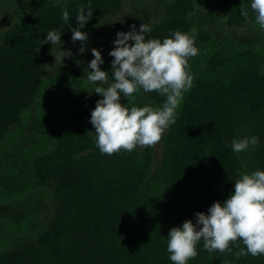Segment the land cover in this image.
Here are the masks:
<instances>
[{
  "label": "trees",
  "instance_id": "16d2710c",
  "mask_svg": "<svg viewBox=\"0 0 264 264\" xmlns=\"http://www.w3.org/2000/svg\"><path fill=\"white\" fill-rule=\"evenodd\" d=\"M209 1L214 10L206 12L203 0H174L163 21L146 22L152 29L146 39L163 42L180 31L194 34L198 49L188 62L193 86L164 135L166 160L159 176L171 198L168 212L153 190V148L145 162L96 174L93 184L77 178L81 171L72 178L75 166L101 154L90 118L102 96L94 92L97 85L72 68L67 77L43 78L52 46L44 43L49 31L59 32L61 42L71 38L82 5L93 15L80 30L90 31L123 0H24L19 20L0 43V211L5 205L22 207L19 218H0V264H173L167 251L170 230L187 220L195 224V213L227 200L242 174L264 171V30L243 42L220 38V21L256 23V14L251 0ZM65 8L68 23L62 18ZM141 20L130 23L129 32L132 25L139 31ZM101 54L105 62L109 52ZM165 100L142 89L133 98L121 94L129 109H157ZM55 102L64 106L62 122L54 120ZM34 104L36 139L31 143L16 126L27 122ZM251 136L259 140L255 150L233 152V140ZM7 155L15 156L11 167ZM56 169H63L66 178L54 194L65 201L62 212L44 226L36 189L43 192ZM203 244H197L198 255L188 264H264V255L236 258V252L246 250L242 241L225 253L208 252Z\"/></svg>",
  "mask_w": 264,
  "mask_h": 264
},
{
  "label": "clouds",
  "instance_id": "9594fccd",
  "mask_svg": "<svg viewBox=\"0 0 264 264\" xmlns=\"http://www.w3.org/2000/svg\"><path fill=\"white\" fill-rule=\"evenodd\" d=\"M251 10L256 14V23L264 29V0H251ZM247 18L248 11L241 8ZM93 11L85 13L82 5L76 15L79 28L72 29V42L80 41L79 52L86 51L88 35L80 29L91 20ZM63 20L69 22L65 8ZM130 32H118L113 41L115 47L109 52L112 61V82L109 73L101 70L104 63L101 51L93 48V59L88 64L87 79L97 85L94 92L102 96L91 112L90 122L96 133V144L100 152L109 156L121 150L131 152L137 146L154 147L164 132L176 122L178 109L184 93L191 90L193 76L189 72V59L198 54L195 36L176 31L174 38L146 39L151 25L143 23L139 31L131 26ZM61 44V34L55 30L47 33L44 43ZM134 42V43H130ZM71 51L61 50L55 61L71 57ZM156 91L166 97L161 108L151 106L130 109L121 103V94L133 98L140 90ZM259 140L256 136L232 141L235 153L255 150ZM196 223L187 220L182 227H173L167 238V251L173 264H188L198 255L197 244L203 240L208 252H231L230 245L242 241L235 253L237 259L251 255H264V171L242 174L234 183V193L223 203L212 204L207 213H195Z\"/></svg>",
  "mask_w": 264,
  "mask_h": 264
},
{
  "label": "rangeland",
  "instance_id": "374dc122",
  "mask_svg": "<svg viewBox=\"0 0 264 264\" xmlns=\"http://www.w3.org/2000/svg\"><path fill=\"white\" fill-rule=\"evenodd\" d=\"M173 1L174 0H123L120 7L114 11L106 13L94 29L85 31L88 35V40L86 42V51L83 54L79 52V49L85 45H82L80 41L73 43L72 37L63 41L61 44L52 45L50 59L44 69L43 78L49 79L57 75L67 77L70 68L74 69L78 73L77 76L84 75L85 78H87L82 71L88 69V64L94 58L91 51L93 48H96L101 52L112 51L115 47L113 41L116 39L117 33L129 32L130 23L135 24L136 20H139L140 18H142L140 22L144 21V23L147 22L151 24L160 23L164 20L167 10ZM23 2L24 0H0V43L4 33L13 27V25L19 20ZM138 3H140V5H138ZM202 4H204L206 12L214 10V5L209 0H203ZM219 24L221 25V29H219L220 38H226V36H228L236 39L238 42H243L254 33L264 30L260 28L259 25H256V23L251 19H245L236 23L220 21ZM61 50H70L72 53L71 57L66 56L63 59V62L59 59L55 61V56H58ZM113 59L114 57L108 54V58L104 62H107V64L103 63L100 65L101 70L109 73V83L112 82L111 65ZM37 104H34L30 108V111H28V113L31 112V114L29 118H26L28 119L27 122H24L23 119L16 126L22 128L26 132V134L30 137L31 143H34L36 139L35 125L37 118ZM52 109H54V113H57L54 120L61 122L64 121L66 117L64 106L60 102H55ZM16 127L11 126L10 129L12 130ZM168 130L169 128L164 132L161 141L154 147L137 146L131 152L121 150L111 156L101 153L91 157L89 160H84L82 162L83 164L73 168L72 178L74 179L75 175L81 171L80 175H77V178L92 180L93 184L96 174L102 173L104 175H110L119 169L129 167L131 162H137L138 164L145 162L149 152L153 148L155 171L153 190L157 196L161 197V200L165 204L166 211L169 212V208L171 207V198L169 191L164 185V181L159 176V174L164 170V163L166 160H164L166 152L164 135ZM90 152L93 151H87L85 155ZM6 157L9 161L6 162V165L11 167V165L15 163V156L7 155ZM89 171H94V175L92 176L91 174H88L87 172ZM65 178V171L63 169H56L54 170V178H46V184L44 185L45 187H43V192L40 189H36V194L41 195V199H39V207L41 208L40 221H42L44 226L49 225L62 212L63 200L65 201V199L62 200L59 197H56L54 190L58 186L59 182L65 181ZM10 182H13L12 179ZM43 193H45L46 196L42 198ZM21 212L22 207L14 208L10 205H5L1 208L0 218L8 217L17 219L20 217Z\"/></svg>",
  "mask_w": 264,
  "mask_h": 264
}]
</instances>
